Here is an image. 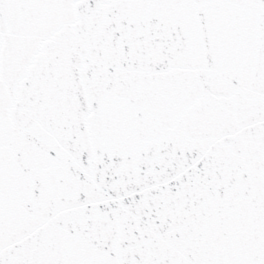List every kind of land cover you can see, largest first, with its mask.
<instances>
[{"label": "snow or ice", "instance_id": "obj_1", "mask_svg": "<svg viewBox=\"0 0 264 264\" xmlns=\"http://www.w3.org/2000/svg\"><path fill=\"white\" fill-rule=\"evenodd\" d=\"M0 264H264V0H0Z\"/></svg>", "mask_w": 264, "mask_h": 264}]
</instances>
